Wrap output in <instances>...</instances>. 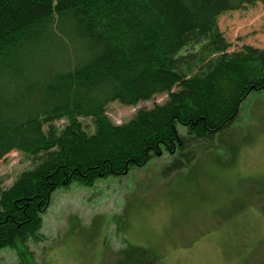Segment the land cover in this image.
I'll list each match as a JSON object with an SVG mask.
<instances>
[{
    "label": "trees",
    "instance_id": "1",
    "mask_svg": "<svg viewBox=\"0 0 264 264\" xmlns=\"http://www.w3.org/2000/svg\"><path fill=\"white\" fill-rule=\"evenodd\" d=\"M256 3L264 0H0V159L17 150L32 161L0 186V250L42 239L56 189L164 153L179 170L192 146L231 126L244 100L264 91V48L230 50L217 19ZM159 94L163 103L127 122L106 114L111 102ZM119 256L116 264L156 259L140 246Z\"/></svg>",
    "mask_w": 264,
    "mask_h": 264
},
{
    "label": "rangeland",
    "instance_id": "2",
    "mask_svg": "<svg viewBox=\"0 0 264 264\" xmlns=\"http://www.w3.org/2000/svg\"><path fill=\"white\" fill-rule=\"evenodd\" d=\"M217 25L230 50L264 48L261 3L227 11ZM166 98L114 101L106 114L121 124ZM81 121L92 132L90 119ZM190 149L179 170L164 153L126 174L56 189L41 216L42 239L0 250V264H116L129 246L148 249L153 264H264V91L252 92L212 142ZM31 165L30 156L9 152L0 159V186Z\"/></svg>",
    "mask_w": 264,
    "mask_h": 264
}]
</instances>
